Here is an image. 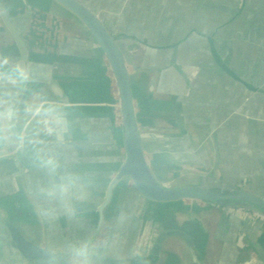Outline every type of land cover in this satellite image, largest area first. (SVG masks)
<instances>
[{
  "label": "crops",
  "instance_id": "0c3cea01",
  "mask_svg": "<svg viewBox=\"0 0 264 264\" xmlns=\"http://www.w3.org/2000/svg\"><path fill=\"white\" fill-rule=\"evenodd\" d=\"M12 1L14 3L16 0ZM116 1L111 2L112 10ZM26 3L35 17L42 16L53 21L52 23L66 22L76 26H73L75 32L71 40L66 41L76 42L77 52L73 56L72 68L76 76L67 82H75L77 90L73 89L74 100H68L75 106L64 109L54 103L52 96L48 94L47 85L38 74L48 71L56 74L55 63L51 68L43 64L49 57L56 58L58 39L54 34L51 39L48 35L40 39L35 30L33 39L38 47L31 58L27 90H32L31 84H37L38 98L32 101L34 109L30 110L27 105L16 120L17 132L23 142V162L6 124L5 113L10 103L6 100L4 105L1 104L4 98L0 88V214L8 216L17 229L35 244H38V238L53 245L60 240L65 243L72 240L83 242L89 240L95 231L99 222L97 208L103 202V195L113 174L121 166V139L115 117L113 85L103 60L97 54L93 58L92 55L98 51L77 22L67 18L66 13L50 0H26ZM238 3L239 0H123V14L117 21L128 33L156 43L169 42L190 29L211 35L213 28L233 19ZM29 24L31 27L32 18ZM1 33L0 26V37ZM216 35L222 43L219 45L222 60L225 64H230H226L228 68L243 76L252 87L264 92V0H246L239 18L237 16L227 29ZM60 39L63 38H59V41ZM118 45L131 73L130 82L138 116L143 119L141 138L152 155L146 154L148 163L149 159L154 161V158H159L156 168L167 171L170 168L166 164L169 156H177V162L184 161L179 152L170 154V149L182 151L184 147L173 116L174 102L182 96L188 140L202 164L178 162L181 169L185 174H190L203 168L210 176L216 175L214 170H217V177L212 178L240 188L252 186L254 192L264 200V94L248 93L238 89L232 81L226 82L220 72L217 74L211 67L207 54L202 51L205 44L197 38H192L191 54L194 58L188 63V66L195 68L187 72V80L173 75L166 62L161 63L165 54H151L145 48L140 49L128 41H121ZM197 48L199 49L196 50ZM148 55L152 57L149 58ZM12 68L14 70L13 65ZM203 71L208 72V80L201 78ZM6 75L11 76L10 72ZM182 82L190 84L183 94H176L173 89L168 92V99L154 91L148 98L147 89L151 84L155 90L159 85L168 88L180 86ZM57 83L60 86L58 81ZM177 95L180 96L176 98ZM42 103L46 106H40ZM211 126L217 132L219 130L218 149L216 151L211 144L212 152L207 149V137L195 132L198 127L204 133H211ZM19 127L23 135L19 133ZM155 128L161 130L155 133L148 131ZM74 136L83 143L73 140ZM61 142H64L62 145L69 153L70 163H66L72 173V180L65 177L67 192L60 178L54 176L56 170L60 169L50 163L52 158L49 148L60 145ZM69 142L77 143L81 151L75 153ZM58 150L67 155L63 149ZM45 161L48 164H43ZM61 174L64 175L62 172ZM185 182L171 183L170 186ZM128 188L129 184L122 182L103 212V221L93 243L97 252L105 253L109 247L125 248L129 245L137 254L146 256L155 238L164 229H175L183 233L190 239L194 249L191 253L183 248L180 241L166 240L159 255L166 256V264H206L208 258L214 257L221 260L227 258L233 261L232 264L258 260L255 251L246 241L245 234L252 237L264 250V229L254 227L248 220L238 219V214L206 204H150L133 198L135 207L120 213ZM93 194L97 198L89 200ZM15 204L18 207L22 204L21 211L18 209L17 213H13ZM171 208L189 214L181 227H173L170 222L166 224L168 217L174 219L168 216ZM190 212H200L199 218L198 213L194 217ZM196 221L200 222L203 231L195 224ZM188 230L192 234L185 233ZM0 260L5 264H22L1 245Z\"/></svg>",
  "mask_w": 264,
  "mask_h": 264
},
{
  "label": "water",
  "instance_id": "95a60500",
  "mask_svg": "<svg viewBox=\"0 0 264 264\" xmlns=\"http://www.w3.org/2000/svg\"><path fill=\"white\" fill-rule=\"evenodd\" d=\"M50 1L82 27L99 52L98 55H100L99 57L103 60L106 66L107 73L113 85L115 117L121 139V166L115 174H113L111 181L106 188L105 194L103 195V202L97 208L99 222L95 231L88 238L89 240L80 242L79 244L65 243L64 240H60L59 243H55L53 245L49 242H43V239L40 240V238H38L36 242L38 244H35L29 241L19 231V229H17L14 222L7 218L8 216L6 217L4 215V217L3 214H0V245L6 247L9 252L13 253L17 260L22 264H70V259L67 255L68 248L72 245H82L85 242H90L93 246L103 221V212L109 206L114 191L122 182H127L129 184V188L124 196L120 213L128 212L130 209L135 207L133 198L143 200L150 204L197 202L227 211L231 214H238V219L248 220L247 222L249 224L263 230L264 200L260 198L256 192H254L252 186L240 188L230 183H223L218 179L212 178L213 175L210 176L208 171L203 168L181 176L185 180L196 178L195 184L169 185L170 187H168V184H162L156 181L149 168L148 157L144 152L142 144L141 129L138 122V111L130 82L131 73L118 45L121 41H128L135 44L140 49L145 48L146 51L151 54H156L158 52L165 54V51L174 50L176 48L178 49L188 42L191 43L192 38H197L199 42L205 44V46L203 45L202 51L205 55L207 54L206 58L209 59L211 67L214 68L217 74L220 72V74L224 77V80L232 81L234 86H237L238 89L244 90L245 92L252 94H264L263 91L255 89L248 84L243 76L237 75L234 71L228 68L230 64L226 63L228 65L227 66L224 63L222 55L219 52V45L222 43L216 34L224 29H227L231 21H233L237 16L239 18V15L244 9L246 0H239L238 10L233 19L229 20L226 24L213 28L211 35L202 34L196 29H190L188 31L185 30L183 31V34H179V36H177L179 38L176 37V40L174 39V43H172L171 40L166 45L158 42L156 43L154 40H148L142 36H136L128 33L122 28L123 26L118 25L117 19L123 14V0H117L121 1L119 3L117 1L116 3L114 2L115 8L113 10L111 9L113 6L111 4L112 0ZM10 8H12V10ZM115 14L119 16H116ZM37 17L34 16L28 7L26 0H16L14 3L12 0H0V26L2 28V32L9 36L11 40L10 44H13V49L16 54V60L13 67L15 69L19 66L27 73V79H16L15 82L11 76H2V74H0V84L3 83L1 86L2 91L9 93L11 90L8 97L2 93L1 94L2 97L10 103L5 113L6 124L13 138V142L16 144L17 151L22 162L23 142L17 132L16 120L18 119V116L21 115V112L26 110V96L29 91L27 88L31 69L30 62L32 61L31 58L34 53H36L35 50L38 47V43L30 44L29 48L26 46L23 40V34H26L27 28V33L30 30L32 37L33 32L37 30L36 35L40 39L47 35L48 38L51 39L53 34L58 39L56 58L49 57L43 65L51 68L52 64L55 63L54 66H57L56 70L60 75L61 81L56 79L53 76L54 73L51 71L38 74L39 77L43 78V83L47 85L49 91L48 94L52 96L54 103L62 106L64 109L75 106L70 103L72 101L68 102L69 99L67 98V92L63 85H65L68 89L71 88L77 90V88L74 87L75 82H67L69 80L71 81L76 76L72 71L74 66L73 56H75V53L77 52V50H75L76 42L69 43L66 41L71 40L75 32L74 27L76 28V26L66 22L56 24L42 16ZM30 18H32L31 27H29V25H31L29 24ZM14 22L21 25L22 30L18 29ZM181 27L185 26H179V28ZM59 38H63L60 39V41L63 42L60 43ZM172 44L174 46H172ZM198 49L199 48L196 50ZM148 56L149 58L152 57L151 55ZM180 62L183 63V61ZM149 64L152 66V63ZM168 68L171 72H173V75L187 80V72L195 67H191L190 69H186L185 67V73L181 66L176 65L174 62H170V64H168ZM67 72L70 74L67 75ZM207 77V71L201 72L202 79L208 80ZM57 80L62 88L57 83ZM151 83H153V80ZM188 85L190 86L189 83ZM154 91L153 85L151 84L147 89L148 98L152 96ZM42 105L46 106L44 103L40 106ZM48 105L51 104H47V106ZM173 113L175 127L180 135L184 147H182V151L170 149V154L174 152L182 154L184 160L182 163L202 164L199 157L195 156L196 154L193 152L190 140H188L184 120L182 96L175 100ZM218 133L219 130L217 132V129L214 126H211V135L209 134L205 142L206 145L212 144L216 151L218 149ZM63 143L64 142H61L60 145H55L52 146V148H49V152L51 154L50 156L52 158V160L50 159V163L58 167L65 177L67 176V178L72 180V173L66 163L67 161H65L70 159V157L68 155V151L65 149V146L62 145ZM69 145L73 148L75 153H79L81 151V147L77 143L75 144L74 142H69ZM212 145H210L211 148L213 147ZM58 149H63L67 155H64V153L60 152ZM207 149L209 148L207 147ZM51 150H56V152H52ZM54 153H56V155ZM174 157L169 156L167 164H171L169 170L178 177V171L181 170V167ZM214 171L216 173L214 176L217 177L218 171ZM91 199L92 197L89 200ZM21 206L18 207V205L15 204V212L13 213H17L18 209L21 211ZM195 224L202 230L200 222L196 221ZM245 235L247 239L246 241L255 251V255L258 260L244 262L241 264H264V250L259 244H257V242L254 241L252 237L248 234ZM168 239H176L180 241V243L185 245V249L191 253L194 250L190 239L183 233L179 231H166L165 233L162 232L155 238L154 243L146 256L137 254L135 249L129 247V245L125 248L114 246L112 248L109 247L105 253L95 251L94 264H157L159 262L162 245ZM1 262H3L2 260H0V264H5V262Z\"/></svg>",
  "mask_w": 264,
  "mask_h": 264
},
{
  "label": "rangeland",
  "instance_id": "374dc122",
  "mask_svg": "<svg viewBox=\"0 0 264 264\" xmlns=\"http://www.w3.org/2000/svg\"><path fill=\"white\" fill-rule=\"evenodd\" d=\"M37 6H38V9L40 10V6L37 4ZM15 23V22H14ZM16 25H17V27H18V29H20V30H22V28H21V25H19V24H17V23H15ZM2 35H1V37H0V72L2 73V76H4V75H6V74H8L9 72H10V74L13 72V68H12V65L14 64V62H15V60H16V54H15V52H14V49H13V44L11 45L10 43H11V40H10V38H9V36L8 35H6V34H4L3 32L1 33ZM37 38V37H36ZM23 40H24V42H25V44H26V46L29 48V46H30V44H32V43H34V39H33V37L31 36V31L29 30V32L27 33V35L26 34H23ZM175 40H176V38H175ZM175 40H172V43H174L175 42ZM194 40V39H193ZM89 42L92 44V46H94V44L92 43V41L89 39ZM48 42H46V44H47ZM158 43H163V45H166L167 43H169V42H158ZM172 46H174L173 44H172ZM172 46H169V47H172ZM6 48H7V50H6ZM94 48H95V46H94ZM97 50V49H96ZM193 52V48H192V46H191V43L190 42H188V43H186V44H184L183 46H181V47H179L178 49L176 48V49H174V50H167V51H165V57L161 60V63L162 62H166V64L168 65V64H170V62H174L176 65H178V66H181L182 68H183V70H184V72L186 73V69H190L191 67L190 66H188V63L190 64L191 63V60L194 58V55H192L191 53ZM11 54V55H10ZM96 54L98 55L99 54V52L98 53H95L94 55H92L93 56V58L95 59L96 58ZM100 56V55H99ZM7 57V58H6ZM6 61V62H5ZM180 61H183V63L182 62H180ZM72 64V63H71ZM185 67H186V69H185ZM30 72H31V69H30ZM68 74H70L69 72H67V75ZM57 75V76H56ZM56 75L55 74H53V76L56 78V79H59V81H61L60 80V75H59V73L57 72L56 73ZM33 76V74L31 73V77ZM58 77V78H57ZM74 77V76H73ZM58 81V80H57ZM2 84L3 83H1L0 84V88H1V86H2ZM144 84H145V80L142 82V85L144 86ZM140 85V84H139ZM31 87H32V90H34V91H32V90H29L28 91V94H27V96H26V99H28V100H30L29 102H26V104L29 106V108H30V110H33L34 109V107H35V104L32 102L33 100H36L37 98H38V96H36V94H37V92L38 91H36L37 90V88H38V85L37 84H31ZM63 87H64V89L66 90V92H67V98L70 100V101H72V100H74V90L73 89H71V90H69L67 87H65V85H63ZM167 86H161L160 87V85L159 86H157L156 88H155V94H157V92H158V89H164V88H166ZM142 88V87H141ZM32 92V93H31ZM10 93H11V90L9 91V93L8 92H5V91H2V94H4V95H6L7 97L10 95ZM135 93V92H134ZM166 93V96H169V93L168 92H165ZM1 94V95H2ZM30 94H31V96H30ZM178 96H180V95H177L176 96V98L178 97ZM137 98V97H136ZM134 99H135V97H134ZM160 99H162V98H160ZM5 102H6V100L5 99H3L2 101H1V104L2 105H4L5 104ZM138 122H139V125H141L140 127H142L143 128V119H142V117L141 116H138ZM19 130H20V132L19 133H21L22 135H23V133L21 132V128L19 127ZM141 130H143V129H141ZM195 132L196 133H198L199 135H200V133L201 134H207L208 132H203L200 128H198L197 127V129L195 130ZM70 133H72V132H70ZM74 134V133H73ZM144 137V136H143ZM73 140H76V141H79V142H82L81 140H78V139H76V137L74 136L73 138H72ZM144 139V138H143ZM83 143V142H82ZM194 143H195V140H194ZM142 144H143V148H144V152L146 153V154H148V155H150V153H149V151L147 150V148H146V142L145 141H143L142 142ZM84 145V148H85V144H83ZM211 144H208L207 145V147L209 148V151L210 152H212L213 151V149H211V146H210ZM151 157H152V155H150ZM175 159H179L177 156H175L174 157ZM159 159V158H158ZM65 160V159H64ZM65 161H67L68 163H69V160H65ZM178 162H180L181 164H182V161H178ZM235 163V162H234ZM43 164H48V162L47 161H45ZM149 164H150V166H149V168H150V170H151V173H152V175H153V177L156 179V181H158L159 183H161V182H163V183H165V184H168L167 186L168 187H170L169 185L172 183V184H179V183H182L183 181H186L185 182V184H183V185H186L187 183L188 184H195L196 183V178H190V179H186V180H183V178H181V176H184L183 174H185L184 172V170H180V171H178V178H175V177H177L176 175H174L172 178H171V176H168V175H173V173H168L165 169H163V168H156V166H155V164H157V160L156 159H154V161L152 162V160L151 159H149ZM159 164V163H158ZM160 164H161V162H160ZM169 167H171V164H169ZM55 169H58V168H55ZM55 178L56 177H58V178H60V180H61V184H62V186H63V188L64 187H66V192H67V180H65V176L64 175H62L61 174V171L60 170H56V173H55ZM214 176V175H213ZM215 177V176H214ZM179 179V180H178ZM183 180V181H182ZM55 182H56V180H54ZM99 196H100V194H99ZM92 198L93 199H95V198H97V196L95 195V194H93L92 195ZM173 208V207H172ZM171 208V214L170 215H168L167 213H166V215H168V216H171V217H173L174 219H171L170 217H168V219L169 220H166V224L167 223H169L170 222V224H173V227H181V225H184V222L183 221H186V220H184V218H188L189 216V214H187L186 212L185 213H182V212H179V211H177V210H173ZM198 213V214H197ZM197 213H192V212H190V214H191V216H194V217H196L195 216V214H197V217L199 218V215H200V212H197ZM5 217V216H4ZM165 224V226H167ZM168 230V229H167ZM166 229H164L163 230V233H165L166 231H167ZM171 231H178V230H175V229H173V230H171ZM162 233V232H161ZM160 233V234H161ZM185 233H187L188 235L189 234H192V231H190V230H188V231H186ZM159 235V234H158ZM157 235V236H158ZM70 243H73V244H79L80 242H79V240H72ZM182 244V243H181ZM169 244H167V246H168ZM182 246H183V248L185 249V245L184 244H182ZM187 247V246H186ZM238 260V259H237ZM237 260H236V262H237ZM232 260H228L227 258H224V259H217L216 257H214V258H212V259H209L208 258V260L206 261V264H232ZM237 263H239V261L237 262ZM157 264H166V256L165 255H163V256H161L160 257V259H159V262L157 263Z\"/></svg>",
  "mask_w": 264,
  "mask_h": 264
},
{
  "label": "clouds",
  "instance_id": "9594fccd",
  "mask_svg": "<svg viewBox=\"0 0 264 264\" xmlns=\"http://www.w3.org/2000/svg\"><path fill=\"white\" fill-rule=\"evenodd\" d=\"M11 78L14 82L16 79L25 80L27 79V73L23 68L17 66L11 73ZM95 251L90 242H85L82 245L70 246L67 255L70 259V264H94Z\"/></svg>",
  "mask_w": 264,
  "mask_h": 264
},
{
  "label": "flooded vegetation",
  "instance_id": "af4514ba",
  "mask_svg": "<svg viewBox=\"0 0 264 264\" xmlns=\"http://www.w3.org/2000/svg\"><path fill=\"white\" fill-rule=\"evenodd\" d=\"M66 16H67V18H70L71 19V17H69L67 14H66ZM227 82V81H226ZM181 83V82H180ZM188 83L189 82H187V83H184V82H182V84L180 85V86H168V88H166V89H158V93L159 94H161L162 96H166V93L165 92H169V91H172L173 89V91H175V93L176 94H179V93H185V91L189 88V85H188ZM231 85V84H230ZM159 90H160V92H159ZM229 90V89H228ZM227 90V93H229L230 94V92ZM165 91V92H164ZM167 98L169 99V96H167ZM197 124H200L199 122H197ZM196 125V124H195ZM196 126H198V125H196ZM158 130H161V128H155V129H148V131L151 133H155V132H157ZM208 133H210V132H208ZM208 133L207 134H201L200 133V135H205V137H208L207 135H208ZM154 159H156L157 160V164L159 163L158 161V159L157 158H154ZM153 162V161H152ZM166 164H167V162H166ZM168 166H169V164H168ZM167 172L168 173H173L172 171H170L169 169L167 170ZM174 174V173H173ZM168 176H171V178H172V175H168ZM237 185H238V182H237Z\"/></svg>",
  "mask_w": 264,
  "mask_h": 264
},
{
  "label": "trees",
  "instance_id": "16d2710c",
  "mask_svg": "<svg viewBox=\"0 0 264 264\" xmlns=\"http://www.w3.org/2000/svg\"><path fill=\"white\" fill-rule=\"evenodd\" d=\"M72 19V18H71ZM72 20H74V19H72Z\"/></svg>",
  "mask_w": 264,
  "mask_h": 264
}]
</instances>
